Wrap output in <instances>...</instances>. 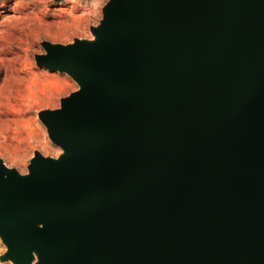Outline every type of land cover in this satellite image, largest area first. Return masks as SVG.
Returning a JSON list of instances; mask_svg holds the SVG:
<instances>
[{
	"label": "water",
	"instance_id": "obj_1",
	"mask_svg": "<svg viewBox=\"0 0 264 264\" xmlns=\"http://www.w3.org/2000/svg\"><path fill=\"white\" fill-rule=\"evenodd\" d=\"M91 32L35 57L79 90L38 114L59 158L0 160L1 262L264 264V0H109Z\"/></svg>",
	"mask_w": 264,
	"mask_h": 264
},
{
	"label": "rangeland",
	"instance_id": "obj_2",
	"mask_svg": "<svg viewBox=\"0 0 264 264\" xmlns=\"http://www.w3.org/2000/svg\"><path fill=\"white\" fill-rule=\"evenodd\" d=\"M0 0V13L2 2ZM9 3L10 0H5ZM28 2V24L37 27L22 36L20 70L30 79L28 86L38 85L43 92L23 91L0 99V160L20 174L29 173L34 153L59 158L63 151L52 143L46 127L39 120L42 110H56L61 100L79 90V85L68 75L40 68L36 55L45 54L44 41L68 45L75 39L94 40L92 27L103 19V8L109 0H25ZM34 5V6H33ZM4 19L0 15V24ZM39 23V24H38ZM14 23H7L12 28ZM18 47V45H14ZM13 70V68H11ZM14 71V70H13ZM14 75L11 71V75ZM12 75V76H13ZM47 89V90H46ZM7 252L0 238V257ZM0 264H13L1 262Z\"/></svg>",
	"mask_w": 264,
	"mask_h": 264
},
{
	"label": "bare ground",
	"instance_id": "obj_3",
	"mask_svg": "<svg viewBox=\"0 0 264 264\" xmlns=\"http://www.w3.org/2000/svg\"><path fill=\"white\" fill-rule=\"evenodd\" d=\"M2 2L0 15L4 20L0 24V99L5 96L9 99L10 96L20 94L25 90L35 92V94L43 92L38 85L28 86L30 79L20 70L22 36L37 27L35 24H28L27 28L22 26L30 21L27 14L25 15L28 2L25 0H10L9 3L3 0ZM7 23L15 25L7 28ZM11 71L14 73L13 76Z\"/></svg>",
	"mask_w": 264,
	"mask_h": 264
}]
</instances>
